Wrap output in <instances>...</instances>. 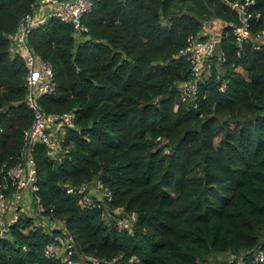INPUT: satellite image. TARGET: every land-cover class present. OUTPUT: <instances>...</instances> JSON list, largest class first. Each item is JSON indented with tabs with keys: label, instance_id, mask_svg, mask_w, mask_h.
Wrapping results in <instances>:
<instances>
[{
	"label": "trees",
	"instance_id": "trees-1",
	"mask_svg": "<svg viewBox=\"0 0 264 264\" xmlns=\"http://www.w3.org/2000/svg\"><path fill=\"white\" fill-rule=\"evenodd\" d=\"M91 1L86 31L48 18L28 37L54 72L40 109L76 119L50 125L67 151L34 146L44 218L17 216L0 236V264H70L77 254L100 264H205L224 253L232 258L221 256L223 264H256L264 249V49L235 42V0ZM35 2L0 0V169L17 162L34 120L27 65L11 46ZM255 9L253 34L264 30V0ZM217 30L218 53L186 97L178 83L195 78L180 51L188 37ZM96 181L112 193L109 203L93 197L98 206H81L66 192ZM118 213L135 216L131 230L115 225ZM38 219L62 227L49 231ZM58 234L73 238L70 260L63 241L58 256L45 255Z\"/></svg>",
	"mask_w": 264,
	"mask_h": 264
},
{
	"label": "built area",
	"instance_id": "built-area-1",
	"mask_svg": "<svg viewBox=\"0 0 264 264\" xmlns=\"http://www.w3.org/2000/svg\"><path fill=\"white\" fill-rule=\"evenodd\" d=\"M257 0H235L230 3L231 9L237 14L238 21L230 24L231 33L235 42L242 45L249 40H254L255 49H264V30L255 32L251 30V25L259 20L260 12L255 9ZM91 0H36L32 10L24 14L18 21L17 31L13 36L12 47L15 53H20L26 62L28 72L24 77L28 87L26 103L34 112V120L31 127L24 131V145L22 146L17 162L11 166L4 164L0 169V232L1 237H6V232L10 224L17 220L18 211H24L22 204L27 199L32 203V211L40 219H43L44 208L40 203L37 185V171L33 157V149L37 143H41L49 149L51 156H57L65 152L63 148L64 137L54 135L50 132V125L55 127L60 125L72 126L76 119L74 111L64 113H46L40 109L38 98L43 94L54 92V72L49 61L39 58L34 49L28 43V37L33 29L42 25L48 18H55L61 22L73 25L76 31H86L81 24L83 15L90 12ZM220 37L207 38L205 40L190 36L187 38L186 46L180 51L191 65V75L194 81H182L178 83V89L186 97H192L198 88V82L206 73L205 65L210 63L216 54V47ZM222 90V88H221ZM56 127V128H57ZM166 150V148L164 147ZM98 192L99 196L93 195ZM66 192L79 197L81 206H98L93 197L100 202H110L112 193L103 187L100 181L95 184H84L78 188L68 187ZM12 207L13 217L4 221L6 210ZM31 207V208H32ZM118 209H116L117 211ZM118 212V211H117ZM38 219L37 226H46V222ZM112 219L118 227L131 230L135 221V216L127 217L120 213L112 215ZM121 221V223H119ZM60 237L56 236L45 249V255L54 256L58 250ZM64 251L71 254L73 244L71 237H66L63 241ZM256 264H264V249H258L253 254ZM98 264V262H95Z\"/></svg>",
	"mask_w": 264,
	"mask_h": 264
},
{
	"label": "rangeland",
	"instance_id": "rangeland-1",
	"mask_svg": "<svg viewBox=\"0 0 264 264\" xmlns=\"http://www.w3.org/2000/svg\"><path fill=\"white\" fill-rule=\"evenodd\" d=\"M216 34H219V30L216 31L215 35ZM76 36H77V38L79 40H81L83 38L79 34L76 35ZM13 53H15L14 52V48L11 46V54L13 55ZM216 53H218V50H216ZM22 205L25 206V209H24V211H21V212L18 211V214L25 213V214L31 215V216L34 215V212L32 211V209L34 208V206L32 207V203L29 201V199H27L26 202L23 203ZM13 213H14V211H13L12 207H9L6 210V212H5L4 216H3L4 221H8L9 219H11L13 217ZM54 223H56V222L54 221ZM119 223H121V221H119ZM59 226H60V224H50V225H46V227H48L49 229L55 228V230H57V228ZM0 232H1V234H3L2 230H0ZM63 254L64 253H61V256H63V258H65V256ZM221 256L224 257L222 260H224V259L231 260V258H232V256L230 254L224 253V254L219 255V256H213V257H211L210 259H208L205 262V264H223V261L220 259ZM75 261L76 262L74 264H95V262H92V258L91 257H83V256H81L79 254H77V259H75ZM216 262H219V263H216Z\"/></svg>",
	"mask_w": 264,
	"mask_h": 264
},
{
	"label": "clouds",
	"instance_id": "clouds-1",
	"mask_svg": "<svg viewBox=\"0 0 264 264\" xmlns=\"http://www.w3.org/2000/svg\"><path fill=\"white\" fill-rule=\"evenodd\" d=\"M220 37V35L219 36H216V35H213V37ZM109 203V202H108ZM111 217V216H110ZM112 218V217H111ZM106 219H108V218H106ZM115 223V222H114ZM115 225H116V223H115ZM117 226V225H116ZM62 227V225L60 224V226L57 228V229H59V228H61ZM48 228V227H47ZM52 229H55V228H52ZM48 230L50 231L51 229H49L48 228ZM126 230V229H125ZM7 233V232H6ZM56 236H59L60 237V241L59 242H62V241H64L65 240V238L66 237H71V236H69V235H66V236H60V234H58V235H56ZM56 236H54V238L56 237ZM7 237V236H6ZM71 241H72V244H73V248H72V252H71V254L70 255H68L67 254V252L66 251H64V248L62 249V252L63 253H65V258L66 259H69L70 260V257L72 256V253L74 252V241H73V238L71 237ZM64 247V246H63ZM59 251H60V249L58 250V252L57 253H59ZM57 253L54 255V256H58L57 255ZM51 257H53V256H51ZM83 257H85V256H83ZM86 257H88V256H86ZM92 258V257H91ZM70 264H74L75 262H71V261H68ZM92 262H98V264H100V262L97 260V259H95V258H92Z\"/></svg>",
	"mask_w": 264,
	"mask_h": 264
}]
</instances>
